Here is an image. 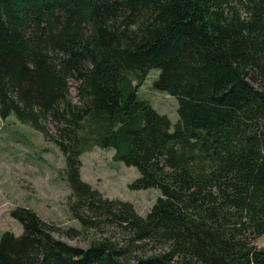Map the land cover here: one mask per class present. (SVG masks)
<instances>
[{"label":"trees","instance_id":"16d2710c","mask_svg":"<svg viewBox=\"0 0 264 264\" xmlns=\"http://www.w3.org/2000/svg\"><path fill=\"white\" fill-rule=\"evenodd\" d=\"M153 69L174 129L139 96ZM0 116L60 149L62 234L94 236L18 207L0 264H264V0H0ZM97 147L161 191L147 216L83 180Z\"/></svg>","mask_w":264,"mask_h":264},{"label":"rangeland","instance_id":"374dc122","mask_svg":"<svg viewBox=\"0 0 264 264\" xmlns=\"http://www.w3.org/2000/svg\"><path fill=\"white\" fill-rule=\"evenodd\" d=\"M160 71L153 69L139 88L142 100L150 102L173 122L179 120L177 99L153 87ZM73 95L75 91L73 89ZM114 149L95 148L83 155L82 178L106 198L132 203L136 211L147 216L161 195L159 189L134 190L130 185L140 177L139 171L114 159ZM66 159L60 149L15 116H0V240L5 232L23 233L22 224L11 216L18 207L35 210L46 222L54 224L57 239L88 248L92 232L70 239L62 234L71 228L82 230L70 212L72 192L64 176ZM257 244L264 247V237Z\"/></svg>","mask_w":264,"mask_h":264}]
</instances>
